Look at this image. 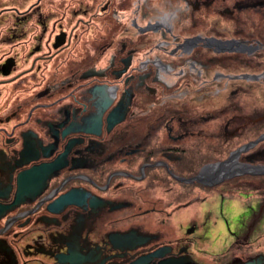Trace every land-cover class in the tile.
Segmentation results:
<instances>
[{
    "label": "flooded vegetation",
    "instance_id": "obj_1",
    "mask_svg": "<svg viewBox=\"0 0 264 264\" xmlns=\"http://www.w3.org/2000/svg\"><path fill=\"white\" fill-rule=\"evenodd\" d=\"M263 14L264 0H0V264H264V226L225 225L217 249L222 231L174 221L199 202L176 177L257 123ZM227 41L245 51L210 45Z\"/></svg>",
    "mask_w": 264,
    "mask_h": 264
},
{
    "label": "rangeland",
    "instance_id": "obj_2",
    "mask_svg": "<svg viewBox=\"0 0 264 264\" xmlns=\"http://www.w3.org/2000/svg\"><path fill=\"white\" fill-rule=\"evenodd\" d=\"M263 16H264V14H263ZM260 17H261V15L259 16V15H256V14L253 13L252 16H251V19H252L253 22H257L258 19L260 20ZM257 29H258L257 33H256L257 35H261V34L264 33V25L257 26ZM251 43H252L251 45H253L255 42H251ZM258 51H263V49H260ZM261 56H262V54L257 52L255 54H253L252 57L258 58V57H261ZM263 57H264V55H263ZM252 61H253V59H251V62ZM260 88H261V90L259 92L264 94V87L261 86ZM255 91H256V88L253 86L252 87V95L251 96L257 97L258 93L255 92ZM237 97H240V101H239V99ZM237 97H236L237 99L235 100V103L237 102V103H240V104L244 105L243 103L246 102V101L242 99V96H237ZM222 100L223 99H220V102H221L220 103V108L221 109H222V106L227 105L226 102L222 101ZM263 101H264V99H261L259 102H256V105L253 104L254 107L252 106V108L250 110L251 118L252 119H256L257 122H259V118H261V119L263 118L264 119V115H259V114H264V103H263ZM233 102H234V100H233ZM255 139H253V140H255ZM253 140H249V141H253ZM261 142H264V140L261 141ZM245 143H247V142H245ZM256 145L254 147H256ZM237 147H239V146H237ZM254 147L249 149L247 152H245V154L248 153V154L252 155V158L254 157L253 162H251V161L246 162V161H240V160L239 161L240 162H244V163H248V164H252V165L264 166V163L257 162V161L264 162V144H262L261 147L258 148L255 151H253ZM233 150H231V151H233ZM219 151H221L222 153H225V152L227 153V148L226 149L220 148ZM243 154L244 153L240 154V156L243 155ZM214 155H216V154L214 153ZM228 155H226V157L221 159V160L226 159L228 157ZM240 156H239V158H240ZM221 160H217V161H221ZM217 161L207 162V163L204 162L203 166L207 165V164H211V163L217 162ZM252 176H262V175H252ZM232 178H234V177H232ZM232 178H229V179H232ZM229 179H226V180H229ZM226 180H224V181H226ZM224 181H222L219 184L215 185V186H217V188H215V190H211L209 186H204V187H207V189L206 188L201 189V188L194 187V186L191 187L189 189V192L191 191L192 194H198V196H199L198 204H196V202L194 201L192 203V205L188 206L187 209H183L180 212L179 217L174 219L175 222L180 221V220L184 221V220H186V219H188L190 217H194L196 215V216L199 217L198 220L203 219L205 222H208L207 225L209 226L210 231L208 230L207 236L210 235V236L213 237L214 234H215L214 232L222 231L223 232L222 237H225V240L220 241L216 247L214 246L217 249H223L224 246H219V245L222 242L224 244H229V242L231 240V237H228L229 233H228L227 227L225 225H227V226L231 225L232 227H234L232 229L236 232V235L238 237H241L243 235V233H244V225H245L246 222H248L246 225H251V226H253V228H256V230H258V231H260L259 228L264 226V208H263V212H261L257 216H252V212H254V211L257 212V207H258L257 205H258L259 201L263 200V205H264V187H263V191L262 192H258L257 189H256L257 190L256 191L253 188V186L252 187L251 186L247 187L250 190L249 189L246 190L245 188H242V189H239L240 190L239 192H235V191L231 192V193L221 192L222 196L217 198L216 197V195H217L216 192H219L220 189H223V187H225V186H223V187L220 186ZM211 187H214V186H211ZM224 200H226L228 202L232 201V203H227ZM233 201H235V202H233ZM216 206L218 208H221V206H222V208L224 210H228L229 212L228 211H224V215H222V216L220 215L218 217L219 218L218 219L216 217L215 213H213V214L211 213L212 210H217ZM204 212H207V213L205 214ZM202 215H203V217L201 218ZM217 219H218V221H216ZM224 231L226 232L227 235L224 233ZM211 233H212V235H211ZM254 243L258 244V242H256V241H253V244ZM256 247H258V246H256ZM213 251H216V250H213Z\"/></svg>",
    "mask_w": 264,
    "mask_h": 264
},
{
    "label": "water",
    "instance_id": "obj_3",
    "mask_svg": "<svg viewBox=\"0 0 264 264\" xmlns=\"http://www.w3.org/2000/svg\"><path fill=\"white\" fill-rule=\"evenodd\" d=\"M214 46L216 50L220 52H243L245 46L239 42H217L210 44ZM254 50L255 47L250 48ZM263 74L258 75H242V78H250L252 80H258ZM240 76H237V78ZM264 140V133L259 135L255 140L244 143L231 151L228 157L224 160L217 161L211 164L204 165L200 168L198 173L189 178H178L179 181L184 183H198L203 186H215L220 182L241 175H264V166L252 165L239 161V156L242 153L247 152L253 148L256 144Z\"/></svg>",
    "mask_w": 264,
    "mask_h": 264
},
{
    "label": "trees",
    "instance_id": "obj_4",
    "mask_svg": "<svg viewBox=\"0 0 264 264\" xmlns=\"http://www.w3.org/2000/svg\"><path fill=\"white\" fill-rule=\"evenodd\" d=\"M261 41H262V44L264 45V40H261ZM252 59H253L252 64H251L252 69H256V68H257V70L264 69V57H258V58L252 57ZM235 61H236V66L238 67L239 66L238 57L235 58ZM252 84L256 88L255 92H257L258 94H257V97L251 96V98L249 100L250 110H251L252 106L254 107V105H256V102H259L261 99H264V94L259 92L261 90V88H260L261 85L257 82H252ZM263 103H264V101H263ZM259 115H264V114H259ZM263 132H264V119L259 120V122H257V123H252L250 125V134L243 136V137H237L234 140V142L227 148V153L226 152L222 153L221 151L216 152L215 153L216 155L205 153L203 162L207 163V162H213V161L221 160V159L225 158L226 155H228L231 150L235 149L237 146H240L241 144H243L245 142H248L249 140H253V139L257 138ZM262 144H264V142H260L259 144H257L256 147H254L253 151L260 148ZM220 148H221V146L219 147V149ZM239 160L240 161H246V162H249V161L253 162L254 157L252 158V155H250L248 153L247 154L244 153L243 155L240 156ZM257 162L264 163V162H260V161H257ZM195 173H196V170L191 172V174H195ZM193 186L194 187H203V188L207 189V187L200 186L198 184L187 185V187L189 189ZM220 186H222V187L225 186V187H223V189L219 190L220 193L221 192L231 193L234 191L239 192L240 191L239 189H242V188H245L246 190H248L249 188H247V187H249V186H251V187L253 186V188L255 190L257 189L258 192H262L263 187H264V175H262V176H252V175L237 176V177H234L232 179L224 181ZM215 188H217V186L210 187L211 190H215Z\"/></svg>",
    "mask_w": 264,
    "mask_h": 264
},
{
    "label": "bare ground",
    "instance_id": "obj_5",
    "mask_svg": "<svg viewBox=\"0 0 264 264\" xmlns=\"http://www.w3.org/2000/svg\"><path fill=\"white\" fill-rule=\"evenodd\" d=\"M241 45H242V47H243V44L241 43ZM245 50H243V52H244ZM217 193V192H216ZM221 195V194H220ZM212 196V195H211ZM208 199V198H207ZM233 202H235V201H233ZM227 203H232V201L231 202H227ZM226 203V204H227ZM226 206V205H225Z\"/></svg>",
    "mask_w": 264,
    "mask_h": 264
}]
</instances>
